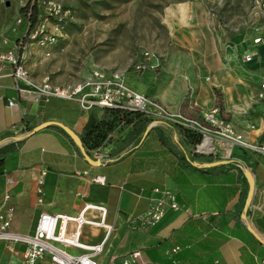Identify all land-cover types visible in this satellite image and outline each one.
Wrapping results in <instances>:
<instances>
[{
  "label": "crops",
  "instance_id": "1",
  "mask_svg": "<svg viewBox=\"0 0 264 264\" xmlns=\"http://www.w3.org/2000/svg\"><path fill=\"white\" fill-rule=\"evenodd\" d=\"M26 1L3 0L0 51L9 47L4 36L16 40L25 29L24 23L15 32L11 27ZM8 11L15 13L12 20L13 13L6 16ZM261 16L262 9L259 15L251 14L253 20ZM185 20L172 27V43L185 48L187 54L166 68L159 59L157 67L143 70L137 88L130 82L133 71H128L126 83L171 113L192 118L217 108L221 119L230 122L248 142L257 144L264 136V102L254 99L264 79V23L247 36V41L242 33L222 42L214 33V22L201 7L187 6ZM256 38L261 40L256 43ZM248 51L253 52V59L245 62L242 56ZM42 53L35 44L23 50L26 78L11 75L7 65L0 68V148L8 147L2 154L0 197L4 190L9 191L3 205L14 208L12 231L30 232L41 211L74 216L86 202H92L105 206L104 222L111 226L97 256L98 264H114L135 250L141 253L138 263L256 264L264 259V163L260 154L239 150L234 158L224 160L197 153L187 143L181 125L144 116L148 124L135 142L128 141L132 123L128 124L131 128L120 150L103 153L83 143L99 162L90 164L59 126L49 124L29 133L43 122L57 121L82 141L90 115L97 120L105 116L101 108L83 110L74 99L34 100L46 77L53 85L68 84L53 74L57 67L49 59L51 54L45 57ZM238 53L242 67L230 64ZM9 100L14 104L9 105ZM234 160H241L250 176ZM216 161L219 163L210 164ZM41 175L43 182L39 184ZM6 177L13 182L6 184ZM94 177H103V182L93 181ZM154 188L173 191L179 209L166 208L152 226H129L127 218L146 211L157 197ZM39 190L42 204L36 202ZM73 228L70 223L68 229ZM105 234L103 227L86 224L79 238L91 245L101 242ZM0 246V264H22L21 245L16 244L15 251L3 241ZM65 249L73 254L84 251ZM47 262L45 256L42 264Z\"/></svg>",
  "mask_w": 264,
  "mask_h": 264
},
{
  "label": "built area",
  "instance_id": "2",
  "mask_svg": "<svg viewBox=\"0 0 264 264\" xmlns=\"http://www.w3.org/2000/svg\"><path fill=\"white\" fill-rule=\"evenodd\" d=\"M27 5L30 8L25 18L18 15L11 27V30L15 32L25 20V29L16 40L4 36V42L9 43V47L0 51V68L7 65L11 75L22 78H26L28 75L22 57L23 50L27 46L35 44L43 50V56H50L51 46L63 36L66 24L72 16L71 9L60 0H27L21 3L20 8ZM262 7H264V3L262 6H255L251 11L252 16L259 15ZM32 10H34L33 17ZM260 40V38H256L254 42L257 43ZM242 59L245 62H250L253 59V52H245ZM158 65L159 56L151 50H145L141 54V59L133 63L132 67L135 71H143ZM51 97L74 99L83 110L117 108L139 111L143 116L155 120L175 122L182 128L200 135V141L193 148L197 153L229 160L234 158V149L237 148L260 154L262 163H264V136L257 144H251L242 134L234 130L230 122L218 116L217 108L204 112L201 120L185 116L180 112L171 113L157 100L131 88L126 83L125 71L104 70L95 66L80 80L64 85H53L46 77L34 93L33 98L36 101H48ZM254 99L256 102H264V79L261 80L259 92ZM13 104V100H9V105ZM238 161L241 162V160ZM92 180L103 182V177H94ZM12 182L11 177L5 178L6 184ZM42 182L41 175L38 183L42 184ZM153 191L157 197L153 199L146 211L127 218L129 226H152L163 217L166 208L179 209L173 191L165 188H154ZM39 193L36 202L42 204L41 190ZM8 197L9 191L4 190L0 197V241L5 242L11 251H15L16 244L23 247L22 264H42L45 256H48L46 264H98L97 256L103 251L105 240L111 231V226L104 222L105 206L86 202L74 216L60 212L41 211L30 232L18 233L11 230L13 206L3 205L4 200ZM92 212H97V215H91ZM70 223L74 224L73 230L68 229ZM86 224L103 227L106 230L104 239L97 244L82 243L79 238L80 229ZM65 247L84 251L73 254L68 252ZM140 255V251L135 250L114 264H158L156 262L138 263L137 259L140 258ZM256 264H264V259Z\"/></svg>",
  "mask_w": 264,
  "mask_h": 264
},
{
  "label": "rangeland",
  "instance_id": "3",
  "mask_svg": "<svg viewBox=\"0 0 264 264\" xmlns=\"http://www.w3.org/2000/svg\"><path fill=\"white\" fill-rule=\"evenodd\" d=\"M60 1L71 9L72 16L63 36L52 46L49 59L57 67L53 74L64 78L67 83L79 80L92 67L98 66L104 70L125 71L126 75L128 71H133L130 82L137 88L142 81L143 71L133 70L132 64L141 59L143 51L155 52L165 68L169 62L186 55L185 48L172 43V27L186 23L185 12L183 15L180 9L182 5L185 8L201 7L208 19L214 22V33L217 37H222V42L242 33H245L247 41V36L264 23V16L256 20L251 17L253 8L262 6L264 0ZM2 3L3 0H0V6H3ZM10 15L12 17L9 20H12L15 13L8 11L6 16ZM244 50L242 48V53ZM232 63L239 67L244 65L239 53L237 59L230 62L231 65ZM187 87L194 88L188 84ZM202 115L203 113L192 118L201 120ZM125 119L127 118L123 119L121 116L111 118L102 115L104 136L94 148L103 153L120 150L124 145L123 139L131 128ZM187 143L192 149L195 147L188 139ZM238 151L235 148L234 154Z\"/></svg>",
  "mask_w": 264,
  "mask_h": 264
},
{
  "label": "trees",
  "instance_id": "4",
  "mask_svg": "<svg viewBox=\"0 0 264 264\" xmlns=\"http://www.w3.org/2000/svg\"><path fill=\"white\" fill-rule=\"evenodd\" d=\"M29 5L20 8L19 15L25 18V15L29 9ZM32 17L34 16V10L31 11ZM25 24V20L23 21ZM104 111L105 116L114 118V116H121L125 119L126 123H132V130L128 134L127 138L129 142H135L138 139L140 133L145 129L148 124L146 118H144L143 114L139 111H128L117 108H101ZM104 120H97L95 117L91 116L88 119V122L84 128V137L82 138V143L86 145L88 148L96 147L98 140L104 136L102 134V124ZM108 123V120L105 122ZM110 124V122H109ZM140 124L139 126H137ZM184 136L186 139L193 143L194 145L200 141V135L190 131L189 129L182 128ZM101 136V137H100ZM7 146L0 148V174L3 173V153L7 150Z\"/></svg>",
  "mask_w": 264,
  "mask_h": 264
},
{
  "label": "water",
  "instance_id": "5",
  "mask_svg": "<svg viewBox=\"0 0 264 264\" xmlns=\"http://www.w3.org/2000/svg\"><path fill=\"white\" fill-rule=\"evenodd\" d=\"M6 4L8 5V2H6ZM49 124H55V125L59 126L62 130H64V132L72 139V141L78 147V149L80 150L81 154L84 156V158L87 160L88 163L93 164V165H96V164L99 163L98 160L92 158L87 153V151L85 150V148L83 146V143H82L80 137L71 128L65 126L64 124H62L60 122H57V121L43 122V123L35 126L29 133H34V132L44 128L45 126H47ZM216 163H219V161L212 162L210 164H216ZM234 163H236L248 176H250V172L248 171V168H246L242 162H240L238 160H234ZM250 192L252 193V190ZM244 218H245V213H244Z\"/></svg>",
  "mask_w": 264,
  "mask_h": 264
},
{
  "label": "bare ground",
  "instance_id": "6",
  "mask_svg": "<svg viewBox=\"0 0 264 264\" xmlns=\"http://www.w3.org/2000/svg\"><path fill=\"white\" fill-rule=\"evenodd\" d=\"M180 9H181V12H183V15H184V12H185V6L182 5V7H181ZM184 78H187V76H185Z\"/></svg>",
  "mask_w": 264,
  "mask_h": 264
}]
</instances>
